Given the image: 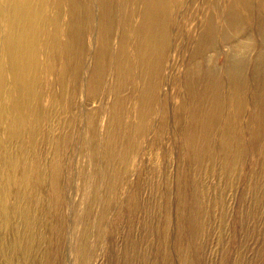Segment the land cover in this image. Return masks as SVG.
I'll return each mask as SVG.
<instances>
[{
	"label": "rangeland",
	"instance_id": "374dc122",
	"mask_svg": "<svg viewBox=\"0 0 264 264\" xmlns=\"http://www.w3.org/2000/svg\"><path fill=\"white\" fill-rule=\"evenodd\" d=\"M5 12L0 6V31ZM253 28L244 54L236 40L231 41L234 48L229 45L247 81L249 107L242 113L240 138L232 135L221 141L217 136L212 147L198 149L197 155L184 149L187 117L178 126L172 118L164 128L160 126L159 118L167 111L164 101L172 111L181 97L187 100L179 96L178 85L161 88L147 135L139 140L135 134V155L124 167L119 162L121 147L106 145L109 125L110 132L117 128L113 114L108 113L115 102L108 89L115 80L107 77L98 89L90 84L96 56L91 54L84 62L80 88L71 89L64 101L53 102L52 97L63 91L52 84L41 101L43 132L50 139L41 144L39 153L44 168L55 166L60 177L43 178L45 184L38 188L42 206L33 214L36 223L39 220L31 231L35 241L15 264H264V124L260 118L264 56H258V50L264 51V35H255ZM2 33L9 30L4 27ZM93 39L92 50L97 51V33ZM118 41L116 36V46ZM225 51L227 45L222 44L204 53L216 58L221 73L228 65ZM181 71L184 67L176 65L178 75ZM206 77L203 74L200 100L219 121L215 128L220 133L223 119L217 100L224 99L220 92L225 93L229 84L219 81L216 92L208 91ZM67 100L72 107L65 111ZM3 117L1 111L0 123ZM134 122L130 115L123 130L129 131ZM8 131L0 128V141L10 142V151L16 154L19 132ZM15 181L23 189L21 179ZM50 188L57 197L53 198ZM15 199L13 195L7 204L13 205ZM14 241L9 232L8 247ZM81 241L86 254L82 259L73 252ZM0 264H7L1 256Z\"/></svg>",
	"mask_w": 264,
	"mask_h": 264
},
{
	"label": "bare ground",
	"instance_id": "6f19581e",
	"mask_svg": "<svg viewBox=\"0 0 264 264\" xmlns=\"http://www.w3.org/2000/svg\"><path fill=\"white\" fill-rule=\"evenodd\" d=\"M0 6L6 11L0 31V112L4 114L0 128L17 129L20 141L16 154L10 151V142L0 141L4 160L0 166V256L7 264L22 259L35 241L31 231L39 220L36 223L33 214L42 206L38 188L45 184L43 178L60 177L55 166L47 171L40 158L39 147L50 139L43 132L41 101L52 84L63 91L52 97L53 102L64 101L71 89L78 90L84 62L91 54L96 56L91 87L98 89L107 77L115 80L108 89L115 97L108 113L113 114L117 128L110 132L109 125L106 145L121 147L119 162L124 167L135 155V134L139 140L147 135L164 84L178 85L179 96L187 100L181 97L172 111L164 101L163 108L171 113L166 111L159 118L161 129L171 118L178 126L187 117L183 137L188 153L197 155L198 149L212 147L217 136L221 141L232 135L240 138L242 113L249 107L247 81L229 45L236 40L244 54L252 39L250 26H255V35H264V0H0ZM4 27L9 33H2ZM94 33L100 44L97 51L92 50ZM222 44L227 45L228 65L221 73L216 58L204 53ZM258 56L262 58L264 51L258 50ZM176 65H182L184 72L178 75ZM203 74L208 91L216 92L219 81L229 84L225 93L220 92L224 99L217 100L223 119L220 133L215 128L219 121L200 100ZM257 93L261 96L260 88ZM70 103L65 101V111L72 107ZM130 115L134 125L123 130ZM260 118L264 124V113ZM50 189L57 197L56 190ZM13 195L16 202L7 204ZM9 232L15 237L12 247L7 245ZM73 252L85 258L84 242Z\"/></svg>",
	"mask_w": 264,
	"mask_h": 264
}]
</instances>
